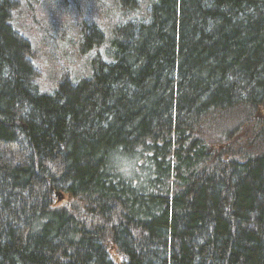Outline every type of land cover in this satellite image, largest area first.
<instances>
[{
	"label": "trees",
	"instance_id": "obj_1",
	"mask_svg": "<svg viewBox=\"0 0 264 264\" xmlns=\"http://www.w3.org/2000/svg\"><path fill=\"white\" fill-rule=\"evenodd\" d=\"M14 7L0 0V264H264V0H153L51 91ZM102 41L82 26L81 52Z\"/></svg>",
	"mask_w": 264,
	"mask_h": 264
},
{
	"label": "rangeland",
	"instance_id": "obj_2",
	"mask_svg": "<svg viewBox=\"0 0 264 264\" xmlns=\"http://www.w3.org/2000/svg\"><path fill=\"white\" fill-rule=\"evenodd\" d=\"M153 0H137L133 9L121 0H13L11 24L32 44V58L43 91H51L64 75H88L98 53L108 57L111 27L130 19H144ZM95 23L103 33L97 49L81 52L82 26Z\"/></svg>",
	"mask_w": 264,
	"mask_h": 264
},
{
	"label": "water",
	"instance_id": "obj_3",
	"mask_svg": "<svg viewBox=\"0 0 264 264\" xmlns=\"http://www.w3.org/2000/svg\"><path fill=\"white\" fill-rule=\"evenodd\" d=\"M57 196H58V199H60V198H61V195H60V193H57Z\"/></svg>",
	"mask_w": 264,
	"mask_h": 264
}]
</instances>
